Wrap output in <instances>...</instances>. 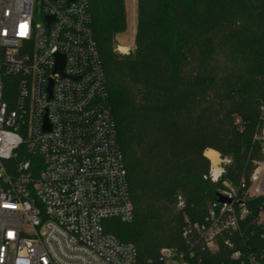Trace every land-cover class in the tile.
I'll return each mask as SVG.
<instances>
[{"label": "built area", "instance_id": "2783aa9c", "mask_svg": "<svg viewBox=\"0 0 264 264\" xmlns=\"http://www.w3.org/2000/svg\"><path fill=\"white\" fill-rule=\"evenodd\" d=\"M261 165L202 219L183 213L184 246L157 264H264ZM109 218L133 210L88 0H0V264H135Z\"/></svg>", "mask_w": 264, "mask_h": 264}, {"label": "trees", "instance_id": "16d2710c", "mask_svg": "<svg viewBox=\"0 0 264 264\" xmlns=\"http://www.w3.org/2000/svg\"><path fill=\"white\" fill-rule=\"evenodd\" d=\"M88 11L133 210L103 225L135 264H157L160 248L184 246L183 213L202 219L224 180L249 182L264 162V0H137L128 53L125 0ZM207 149L229 159L217 181Z\"/></svg>", "mask_w": 264, "mask_h": 264}, {"label": "rangeland", "instance_id": "374dc122", "mask_svg": "<svg viewBox=\"0 0 264 264\" xmlns=\"http://www.w3.org/2000/svg\"><path fill=\"white\" fill-rule=\"evenodd\" d=\"M125 2H126V8H127V28L123 33H120L116 37L117 42H118V47H117L118 51H120L119 46H125L126 49H127V46L132 47L135 30H136L137 0H125ZM125 51H123V53H125ZM263 139H264V122H263ZM218 162H219V158L217 159L216 163H213L214 167L217 166ZM260 169L263 170L264 167L261 165Z\"/></svg>", "mask_w": 264, "mask_h": 264}, {"label": "bare ground", "instance_id": "6f19581e", "mask_svg": "<svg viewBox=\"0 0 264 264\" xmlns=\"http://www.w3.org/2000/svg\"><path fill=\"white\" fill-rule=\"evenodd\" d=\"M119 49L122 52L126 50L125 46H119ZM204 154H205L206 157H208L211 160L212 163H216V161L218 159V157H217L218 156V152L216 150L207 149V150H205Z\"/></svg>", "mask_w": 264, "mask_h": 264}, {"label": "water", "instance_id": "95a60500", "mask_svg": "<svg viewBox=\"0 0 264 264\" xmlns=\"http://www.w3.org/2000/svg\"><path fill=\"white\" fill-rule=\"evenodd\" d=\"M63 64H64L63 57H59V59H58V69L59 70H62ZM46 127L48 128V126H46ZM223 199H224V197H222V196L219 197V200H223Z\"/></svg>", "mask_w": 264, "mask_h": 264}, {"label": "crops", "instance_id": "0c3cea01", "mask_svg": "<svg viewBox=\"0 0 264 264\" xmlns=\"http://www.w3.org/2000/svg\"><path fill=\"white\" fill-rule=\"evenodd\" d=\"M125 4H126V2H125ZM126 11H127V8H126Z\"/></svg>", "mask_w": 264, "mask_h": 264}]
</instances>
